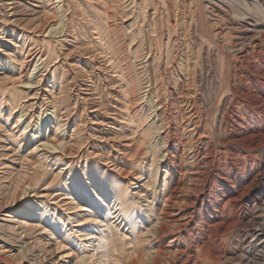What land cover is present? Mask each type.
I'll return each mask as SVG.
<instances>
[{"label": "rangeland", "instance_id": "374dc122", "mask_svg": "<svg viewBox=\"0 0 264 264\" xmlns=\"http://www.w3.org/2000/svg\"><path fill=\"white\" fill-rule=\"evenodd\" d=\"M169 1L172 2L170 3ZM233 2V0H152L150 2L151 5H149L150 3L148 4L149 7L146 6L145 10L138 12L137 22L133 28H130L131 31L136 32L137 29L141 31V34L135 41L141 42L145 53L148 50L152 51L160 68L157 75H154L152 64H149L152 60L143 56L142 60H144V66L147 67L148 78L152 87L154 86L152 88V96L155 99H152L151 103L155 107L153 108L154 110L151 108L153 110L151 112L152 121L155 119L157 123H160L158 121L159 118L166 115V111L164 113L161 106L166 105L167 112L170 113L171 118L173 116L169 122L174 132L179 135L184 133L181 120L183 118L181 114L180 116L177 114L179 107H182L186 112L188 109L181 106L177 96L180 91L186 90L193 96L195 107L197 108V116L195 115V118L200 121L199 129L203 135L209 134L208 137L210 138L207 137L202 143L193 142L192 145L196 144L195 146L201 149L203 153L207 152V158L213 161V163L206 162L203 164L202 175L204 177L213 176L216 179L213 186L210 187L208 192L206 191V201L209 200V202L205 203L204 209H206V212H204V220L207 223L205 221L201 222L200 228L208 226L207 229L210 232L211 227L208 223H211L212 218L210 217H212V213L223 206L226 198L234 196L236 201L233 205L236 212L230 216L228 215L226 221H236L237 227L231 235L234 239L226 241L227 244L224 246L225 250L227 249L231 252L241 248L246 222L254 218L255 209L263 205L262 201H264V18L262 19L261 16L259 17L253 13L251 14V12L241 5H235ZM248 4H251V0H248ZM46 7L48 6L45 0H0V10H3L2 12L5 13L4 17L9 19L7 22H2L3 30H0V83L6 82L12 74L9 72V69H4L2 61L18 64L21 58L26 55L25 52H27L30 46L31 49H29L32 52L36 53L40 50L39 46L33 41L37 37L40 38L44 34H48V25L53 23L49 16L45 14ZM154 7H157L156 16L152 14L154 10L152 8ZM122 11L120 9L116 10L115 19L119 22H115L116 28L112 30L116 34H119V36L117 35V41H119L117 46L122 47V54L126 56L124 49H127L131 38L129 36L130 29L128 26L125 29L124 26L132 20L121 23L119 17ZM245 12L250 15H245ZM241 14H244L245 17ZM153 21L158 24L155 23V30L158 33L154 32L158 37H153L151 40L150 35L153 33L151 30L154 28ZM167 23L171 27L173 26L172 30H169L170 32L168 31ZM87 28H89V24H86V31H88ZM235 28H237V31ZM113 32L109 33V35ZM70 40L72 41L71 44L74 43L75 46L79 45V40L74 41L71 37L67 40L68 44H70ZM88 42V32H86L84 34V48L87 47V49L84 51V54L77 52L80 50L77 49L78 47L73 50L70 47V53L64 57L67 60L64 64L65 74L68 77V81L71 82L72 87L68 100L73 111L72 116L76 118L79 127L82 129L80 137L83 144L79 153L63 157L64 161L68 162V165L64 162H54L51 158L48 159L53 164L49 168L48 180L45 184L47 185L50 182L49 189L42 192L39 190L40 196L35 198L38 202H45V205L48 207L46 218L49 215H53L52 217L57 223L55 233L58 236L53 237L51 227L47 229L44 226V229H38L36 225L37 220L27 222V217L23 215L14 218L13 210L17 206H12V190L8 183H11L9 179L20 168V165H15L16 160L12 157L10 158L12 152L7 155H2L0 152V256L8 255L12 263L16 262L15 256L18 253L17 250L11 251L9 247H3L5 246L3 241L6 239H15L17 244L25 246L26 250L29 249V253L42 258L43 263H47L53 259V264L66 263H63L64 259L56 250L55 243L56 240L63 239L66 231H69V235L64 240L67 244L66 246L70 247L72 245V247L82 253L86 249L91 252L105 250L104 236L108 232L112 233L115 237L123 233L126 244H129L131 241L130 233L133 229H131V223L126 219L124 220L115 209H109L108 201H104L101 204V201L97 199V189L91 185L92 183L86 177L87 175H83L84 163H87L90 169L103 170L105 176L113 177L114 181L124 185L127 179H130L133 183L136 182L131 177L140 174L145 175L148 156L144 155L141 159L133 156L136 139L131 134L133 128L129 127L128 122L119 114L121 112L119 110V103H121V95L119 94L121 90L117 87V83H113V79L115 78L113 76L114 73L109 68H106L108 66L107 63H109L107 62L109 56L99 52V50H93ZM154 45L157 46L155 47ZM239 48L241 51H239ZM238 51L239 53H237ZM167 53H169L168 59H166ZM160 54H162L161 57ZM188 58H190L189 66L191 65L189 68L190 74L185 75L187 68L186 60ZM60 59L63 60L62 55ZM34 62L35 58L25 64V72H29L32 69ZM59 64L60 62L57 63V65ZM16 66L18 67V65ZM158 76L160 77L158 78ZM189 79L190 82H193L194 86L190 84ZM25 82V75L17 78V84ZM46 82L47 80H42L38 89L39 93L45 94L48 97L47 93L51 91V87L53 86L51 83ZM153 82L160 86L159 90L156 89V84ZM176 84L177 87L173 90V86ZM19 89L25 90L23 88ZM218 98H221V101ZM225 98L226 102L224 101ZM169 102H172V105H168ZM146 105L142 107L139 114H144L143 116H145L147 109H149V106ZM157 105L160 107L158 110L156 108L158 107ZM171 107L175 108L172 109ZM35 109L36 112L38 107ZM184 110L182 112L186 113ZM216 111L218 112L217 114ZM200 112L202 113L200 114ZM199 115L201 116L200 118ZM67 125L70 126L69 120L66 121ZM11 126L10 122L5 123L2 121L0 132L4 131L8 133ZM71 127L69 128L72 129ZM206 129L209 130V133ZM183 136L184 138L186 137L184 134ZM207 142L209 144H205ZM171 146L174 148V151L170 153V155L173 154L172 159L179 160V158L184 157L183 163L191 161L188 155V147L183 148L175 139H172ZM213 149L215 152H213ZM55 174L57 176L52 180ZM71 189L73 193H70ZM127 189L128 195L134 201H137L136 196L132 194V191L135 189L134 184H131ZM25 195L27 196V191ZM20 202L21 204H25L23 203L25 200H21ZM35 205L34 203V207H37ZM79 205L86 210H81L80 208L82 207ZM75 206H79L80 208L78 211L73 212L74 209L72 207ZM135 207L138 208V203L135 204ZM13 219H16L14 220L16 221L15 227H20L18 230L14 228V223L11 222ZM243 223L245 224L244 226ZM27 227L28 230H26ZM226 252L229 253L228 251ZM20 264H27V262L26 260H22ZM219 264H223V259Z\"/></svg>", "mask_w": 264, "mask_h": 264}, {"label": "bare ground", "instance_id": "6f19581e", "mask_svg": "<svg viewBox=\"0 0 264 264\" xmlns=\"http://www.w3.org/2000/svg\"><path fill=\"white\" fill-rule=\"evenodd\" d=\"M45 1L47 2L48 6L46 7L45 14L49 16L53 23L48 25V34H44L40 38L37 37L33 41L39 46L40 50L36 53L34 51L32 52L30 51V46V49L28 48L27 52H25L26 55L21 58L18 64L14 62L7 63L6 61H2L4 69H9V72H11L12 74L6 82L0 83V129L2 121L5 123L10 122L12 126L10 127V131L8 133L4 131L0 132V152L2 155H7L8 153L10 154V152H12L10 158L12 157L16 160L15 165H20V168L17 169L14 175L10 177L9 180L11 181V183H8V185L11 186L12 190V206H17V208L13 210L14 218L23 215L27 217V222L37 220L36 225L38 229H44V226H46L47 229H50L51 227V233L53 237L58 236L55 233V230H57L55 228L57 223L53 219V215H49V217L46 218L48 207L45 205V202H38L35 198H38L40 196V192L49 189L50 182L47 185L45 184L48 180L47 176L49 168L53 164H51L48 159L51 158L54 162H64L66 165H68V162L64 161L63 157L79 153L83 144V141L80 137V131L82 129L79 127L76 118L72 116L73 111L68 100V95L71 92L72 87L71 82L68 81V77L65 74L66 70L64 64L67 60L64 57L70 53V47L72 48L71 50L78 47L77 49L80 50H78L77 52H81L82 54H84V51L87 49V47L84 48V34L88 32V43L90 44L91 48L93 50H99V52L105 53L107 56H109V58L107 59V62L109 63H107L108 66L106 68H109V70L114 73L113 76L115 78L113 79V83H117V87L121 90L119 94L121 95V103H119V110H121V112L119 111V114H121L122 118L126 120V122H128L129 127L133 128L131 134L134 135L136 139V146H134L133 156H137V158L141 159L144 155H147L148 160L145 167V175L140 174L138 176L131 177L132 180H136V182L133 183L130 179H127L124 185H121L120 182L114 181L115 179L113 177L105 176L103 170L90 169L88 167V164L84 163L83 175H87L86 177L90 179V182L92 183L91 185H93V187L97 189V193L99 196H97V199L101 201V204H103L104 201H108L109 209H115V211H117V213L120 214L124 220L126 219L131 223V229L133 228L130 233L131 241L129 244L131 245L126 244L124 240L125 235L123 233L119 235L120 237H115L112 233L108 232L104 236L105 250L99 252H91L86 249L84 253H82L80 251H77L76 248L72 247V245L70 247L66 246L67 244L64 240H66L65 238L69 235V231H66V234L62 240L55 241L56 250L64 259L63 263L219 264L223 259V264H264V201H262L263 205L255 209L254 218L250 221H247L246 225L243 223V226L245 225V232L242 240V246L240 249H235L234 252H231L227 249L225 250L224 247L225 244H227L226 241H231V239H234L231 235L237 227L236 221H226L228 215L230 216L231 214L236 212V209L233 205V203L236 201L234 196L226 198V200L223 202V206L215 210L212 213V217L209 216L210 218H212L211 223H208L211 227L210 232L207 229L208 226L206 228H200V223L205 221V203L209 202V200L206 201L207 192L210 187L213 186L216 179L213 176L204 177L202 175V166H204L203 164L206 162L213 163V161L212 159L209 160V158H207V152L203 153L201 149L195 146L196 144L192 145L193 142L202 143V141L206 139L209 134L203 135L199 129L200 121L199 119L195 118V115L197 116V108L195 107L194 99L190 92L187 90L180 91L179 95L177 96L179 102L181 103V106H184L186 107L185 109H188V111L186 112L184 109H182V107H179L177 114L178 116H180L181 114V117L183 118L181 120L182 126L184 127V133L179 135L174 132V129L171 127L169 122L170 119L173 118V116L171 118L170 113L167 112L165 108L166 105L161 106L164 113L166 111V115H163L162 118H159L158 121L160 123H157L155 119L153 121L151 119V112L155 107V105L151 103L152 99H155L152 96V88L154 86L152 87L150 79L148 78V70L147 67H145L143 64L144 60H142L143 56L144 58L152 60L149 64H152V70L155 73L154 75H157V72L160 68L157 64L158 62H156L155 57L152 54V51L148 50L145 53L143 51L144 48H142L141 42L139 41L140 43H138V41H135L136 39H138L141 31L138 29L136 30V32L133 30L131 31L130 28H133V26L136 24L138 12L140 10H145L146 6L149 7L148 4L152 0ZM233 1L235 5H241L247 11L251 12V14L253 13L255 15H258L259 17L261 16L262 19L264 18V0H251V4H248V0ZM149 5H151V3ZM156 8H152L154 9L152 14H155V16ZM118 9L123 10L121 16L119 17L121 23L132 20L129 21L127 25H123L125 29L126 26H128V28L130 29L129 36L131 38L130 44H127L128 47L126 46L127 49H124L126 52V56H123L124 54H122V47L117 46L119 42L117 41V35L119 36V34H116L115 31L113 32L112 30L116 28L115 22H119L116 21L117 19H115L116 10ZM220 9L222 10V7ZM2 11L3 10H0V30H3L2 22H7L9 20L8 18L4 17L5 13H3ZM247 14L248 13H246L245 15ZM241 15L245 17L244 14ZM153 23L154 28L151 30L153 33H151L150 35L151 40L153 37H158L155 34L157 32L155 30L156 22L153 21ZM86 24H89V28H87L88 31H86ZM167 25L168 31L170 29L172 30L173 26L171 27V25H169L168 23ZM236 29L237 28H235V30ZM111 32L113 33L109 35V33ZM70 37L74 41L79 40V45L75 46L74 43L71 44V40L70 44H68L67 40H69ZM200 41L202 42V40ZM68 45L69 47H67ZM164 48L166 49V47ZM239 51H241L240 48ZM239 51L237 53H239ZM168 54L169 53L166 54V59H168ZM61 55L63 57V60L60 59ZM161 55L162 54H160V57ZM34 58L35 62L32 66V69L29 72H25V64ZM189 59L190 58L186 60L187 68L185 70V75L190 74L189 68L191 65L189 66ZM58 62H60L59 65H57ZM16 65H18V67ZM14 74H16V76H14ZM23 75H25L26 82L23 84H17V78H20ZM159 77L160 76H158V78ZM42 80H47L46 83H51L53 86L51 87V91L47 93L48 97H46L45 94L39 93L38 86L41 84ZM191 82L190 84H193V82ZM155 87L157 90L160 89V86H158V84H156ZM176 87L177 84L173 86V90H175ZM19 88H23L25 90ZM55 90L57 91L56 93ZM220 99L219 101H221ZM231 100L233 101V99ZM224 101L226 102V98L224 99ZM145 105L149 106V109H147L145 116H143L144 114H139V112ZM168 105H172V102H169ZM218 106L220 105L218 104ZM37 107L39 110L37 109V111L35 112V108ZM151 108L153 110H151ZM156 108L158 110L160 107L158 106ZM183 110L186 113L182 112ZM201 113L202 112H200V114ZM217 113L218 112L216 111V114ZM200 117L201 116L199 115V118ZM67 120L70 121V126H72V129L69 128V125L66 126ZM208 131L209 130H207V132ZM183 134L186 135L185 138ZM172 139L178 141V143L181 144L183 148L188 147V155L190 156L191 161H185L183 163L184 157L179 158V160H175L174 158L172 159L173 154L170 155L171 151H174L173 146H171ZM205 144L209 143L207 142ZM226 144L229 145L227 142ZM14 146L16 147L15 149ZM213 152H215L214 149ZM168 175L170 176V178ZM56 176L57 175L55 174L52 180L56 178ZM131 184H134L135 189L134 191H132V194L136 196L137 201H134V199H132V197L128 195L127 188ZM26 191L27 196L25 195ZM72 191L73 190L71 189L70 193ZM234 193L236 192L234 191ZM21 200H25V202H23L25 204H21ZM34 203L37 207H34ZM137 203L138 208L135 207V204ZM79 206L72 207L74 209L73 212L78 211V209L82 207ZM80 209L86 210L84 207ZM14 220L16 219L11 220V222L14 223V228L18 230L20 227H15L16 221ZM57 221L60 222L59 219H57ZM205 223L207 222L205 221ZM26 230H28V227L26 228ZM6 240L3 241V243L5 244V246L3 247H9L11 251L17 250L18 254L15 256V263H12L10 261L8 255L0 256V264H20L22 260H26L27 264H53L54 262V260L52 259L47 263H43L42 258L38 257V255L29 253V249L26 250L25 246H20L19 244H17V241L15 239L7 241ZM226 251H228L229 253H227ZM27 256L29 257L27 258Z\"/></svg>", "mask_w": 264, "mask_h": 264}]
</instances>
